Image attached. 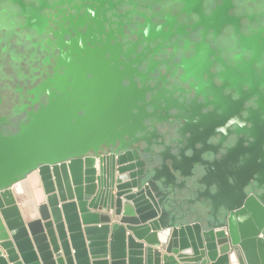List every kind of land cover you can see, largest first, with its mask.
I'll return each mask as SVG.
<instances>
[{
	"label": "water",
	"instance_id": "water-1",
	"mask_svg": "<svg viewBox=\"0 0 264 264\" xmlns=\"http://www.w3.org/2000/svg\"><path fill=\"white\" fill-rule=\"evenodd\" d=\"M111 60L114 69L88 63L66 69L46 105L28 111L15 133L0 130V264H264V69L260 78L253 69L217 72L219 87L211 74L202 82L208 69H179V80L198 81L190 86L213 112L196 106L189 116L175 115L176 152L160 143L145 156L132 145L144 138L135 134L155 115L145 105L155 111L157 95L144 103L152 88H138L132 79L143 82L144 74L118 54ZM224 86L239 99L222 95ZM253 96L256 107L241 117L243 102ZM169 106L164 99L160 109ZM216 110L221 114L214 118ZM232 126L234 145L204 158L216 153ZM216 134L218 144L209 143ZM103 147L120 153L89 155ZM178 175L190 184L177 183ZM194 184L203 186L195 200L203 206V197L209 211L186 221L174 207Z\"/></svg>",
	"mask_w": 264,
	"mask_h": 264
},
{
	"label": "flooded vegetation",
	"instance_id": "flooded-vegetation-1",
	"mask_svg": "<svg viewBox=\"0 0 264 264\" xmlns=\"http://www.w3.org/2000/svg\"><path fill=\"white\" fill-rule=\"evenodd\" d=\"M113 54L146 77L141 82L132 75L138 88H152L145 93L144 103L157 95L151 100L157 105L155 111L145 105L147 113L155 115L143 120V132L135 134L144 138L132 147L146 150V156L163 143L174 154L180 139L179 120L174 116H189L196 106L202 114L213 112L190 86L199 85L198 81L179 80V69H208L202 73V82L211 74L215 87L222 84L215 74L225 69H253L260 78L264 69V0H0V117L6 119L0 125L2 134L15 133L28 111L47 104L48 92L54 91L53 81L67 75L66 69H82L85 63L93 69H114ZM103 62L107 66H102ZM123 64L118 68L123 69ZM241 77L246 78L247 72ZM122 84L127 85L128 80L124 78ZM239 87L247 93L246 83ZM203 90L210 92L207 86ZM221 93L232 101L239 99L228 86ZM164 99L170 105L167 110L160 109ZM256 99L253 96L243 102L241 117L247 115V107H256ZM208 100H212L211 94ZM213 114L215 118L221 112ZM233 129L229 128L216 153L204 158H217L234 145ZM168 138L172 140L168 142ZM219 138L216 134L208 142L217 145ZM101 153L117 156L120 152L103 147ZM176 182L190 184L191 178L178 175ZM203 189L194 184L178 198L175 215L193 221L194 212L209 211L203 197V206L195 200V190Z\"/></svg>",
	"mask_w": 264,
	"mask_h": 264
},
{
	"label": "built area",
	"instance_id": "built-area-1",
	"mask_svg": "<svg viewBox=\"0 0 264 264\" xmlns=\"http://www.w3.org/2000/svg\"><path fill=\"white\" fill-rule=\"evenodd\" d=\"M90 156H93L94 158H96L97 160L100 158V157H109L110 156V153H101L99 154L98 156L97 155H93V154H89Z\"/></svg>",
	"mask_w": 264,
	"mask_h": 264
}]
</instances>
